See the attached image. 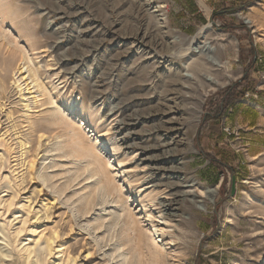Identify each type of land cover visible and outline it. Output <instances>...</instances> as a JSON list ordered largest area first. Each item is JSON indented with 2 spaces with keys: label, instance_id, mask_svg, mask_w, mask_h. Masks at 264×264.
I'll return each mask as SVG.
<instances>
[{
  "label": "rangeland",
  "instance_id": "rangeland-1",
  "mask_svg": "<svg viewBox=\"0 0 264 264\" xmlns=\"http://www.w3.org/2000/svg\"><path fill=\"white\" fill-rule=\"evenodd\" d=\"M204 27L211 88L175 56ZM53 238L44 264H264V0H0V264Z\"/></svg>",
  "mask_w": 264,
  "mask_h": 264
},
{
  "label": "bare ground",
  "instance_id": "bare-ground-1",
  "mask_svg": "<svg viewBox=\"0 0 264 264\" xmlns=\"http://www.w3.org/2000/svg\"><path fill=\"white\" fill-rule=\"evenodd\" d=\"M209 29H210L209 27L202 28L196 36L191 38L192 40L187 45V47L181 48V50L175 56L177 58H180L184 55H188V57H189L190 62L186 65L187 69H186V74L183 75L184 78H187L188 80L193 81L195 83H199L201 85L208 84V86L211 88L212 86H214L216 84V82H218V80H216V78H214L215 75L212 71L215 69V67H219V68H223V67L221 66V63L219 62L220 59H217L213 55L214 46L212 48V46H211L212 43L207 42V41L206 42L202 41L204 38H206V33ZM175 41L180 42V43L182 42V40L179 38H175ZM196 56H197V58H196ZM25 65H26L25 61H23V63L19 66H21V69H25V67H26ZM191 68H194L196 71L195 72H189V69H191ZM224 68H227V67L225 66ZM21 69H20V71H21ZM26 70H27V72H30L29 67H26ZM17 71H18V69H17ZM20 71H18V72H20ZM21 74H22V71H21ZM29 78H31L30 75H29ZM35 86H37V84ZM169 132H170V130L168 131V135L170 136L171 133L169 134ZM171 138H172V136H170V139ZM178 144H180V142L175 141L174 145L177 146ZM168 145H172V143L170 142V143H168ZM109 152H113V151L110 150ZM98 165L100 168H103L100 163H98ZM193 188L194 187L191 186V189L189 191L182 192L181 200L186 199V198L187 199L188 198L193 199V197L195 195L194 191H192ZM201 193L207 198L213 197V195L215 194V190H211V189L207 190V191L201 190ZM179 201H180L179 198L177 200H175V202H177V203ZM172 211L173 210H172V206H171V208L169 210H164L163 212H158L155 216L148 215L147 217H145L146 218L145 223H147V227H149L150 231H152L154 233L155 238L156 237H157V239L162 238L161 240L163 242L164 241L166 242L163 245L170 244V246H171L173 243H175V240L173 239L175 236V233H174L175 230L169 231V229L172 228V224H171V221L173 220L172 219L173 218L172 217ZM54 240H55L54 238L52 240L47 239L44 242L45 245H41L39 242H37L36 245L34 246V248H30L31 246L27 247V248L25 247L26 249L24 250V252H25V254H27L26 255L27 259H25V260L29 261L33 254H34L33 258H36V260L34 259V261L32 258V262L30 261V262H28V264L29 263L30 264H44L45 258L48 255H50V256L52 255V251H53L52 245L54 246V244H53ZM0 252H1V250H0ZM22 255H24V254H22ZM2 256L4 258L7 257L5 254H2ZM46 260H47V258H46Z\"/></svg>",
  "mask_w": 264,
  "mask_h": 264
},
{
  "label": "trees",
  "instance_id": "trees-1",
  "mask_svg": "<svg viewBox=\"0 0 264 264\" xmlns=\"http://www.w3.org/2000/svg\"><path fill=\"white\" fill-rule=\"evenodd\" d=\"M189 6H190V9H189V10H190L191 12L197 14V12H198V7L195 5V3L193 2V4H190ZM203 21H204V19H203Z\"/></svg>",
  "mask_w": 264,
  "mask_h": 264
}]
</instances>
